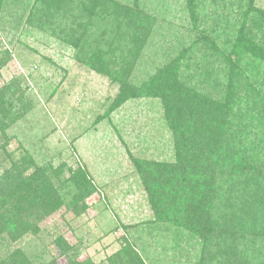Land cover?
I'll list each match as a JSON object with an SVG mask.
<instances>
[{
    "label": "rangeland",
    "instance_id": "374dc122",
    "mask_svg": "<svg viewBox=\"0 0 264 264\" xmlns=\"http://www.w3.org/2000/svg\"><path fill=\"white\" fill-rule=\"evenodd\" d=\"M105 1L135 13L130 23L118 20L128 23L123 29L143 32L137 47L122 43L112 60L117 71L128 65L123 76L132 86L177 60L179 80L215 99L225 96L223 50L241 35L253 9L264 10V0H197L196 10L188 0ZM34 2L0 0V89H13L12 112L19 116L0 132V177L11 161L29 157L39 167L64 164V176L81 168L95 191L77 215L64 207L48 216L40 212L34 215L37 233L18 239L1 234L0 263L19 255L28 264H67L54 242L62 237L79 264H111L126 243L142 264H198L202 241L154 220L137 169V162L174 160L161 100L129 98L113 107L120 85L79 62L67 42L36 29L29 21ZM101 10L96 7L97 19ZM99 22L92 38L116 27Z\"/></svg>",
    "mask_w": 264,
    "mask_h": 264
},
{
    "label": "trees",
    "instance_id": "16d2710c",
    "mask_svg": "<svg viewBox=\"0 0 264 264\" xmlns=\"http://www.w3.org/2000/svg\"><path fill=\"white\" fill-rule=\"evenodd\" d=\"M188 2L197 9V0ZM97 6L102 9L99 20ZM30 13L29 21L36 29L67 42L75 48L79 62L120 85L113 107L129 98L161 100L174 160L137 162L154 220L198 237L203 246L198 264H264V10L253 9L250 19H243L241 35L230 48L223 53L215 48L224 56L228 72L226 84H221L225 96L217 99L184 85L178 78L177 60L158 69L140 87L123 76L128 65L115 70L112 60L124 48L121 44L137 47L143 36L137 28L127 32L122 27L128 23L118 21L132 22L130 14L135 13L130 9L108 7L105 0H35ZM193 19L198 21L195 13ZM99 21L116 27L92 38L90 30L101 25ZM11 92L10 87L0 89L1 133L19 118L12 112ZM4 172L0 235L6 233L12 239L38 232L37 213L48 216L64 207L79 214L85 198L95 191L81 168L68 169L64 176V164L54 169L39 167L24 157L11 161ZM54 242L60 256L68 258L67 264H79L70 259L74 248L64 238ZM0 264L28 263L18 255ZM111 264L142 262L126 243Z\"/></svg>",
    "mask_w": 264,
    "mask_h": 264
}]
</instances>
